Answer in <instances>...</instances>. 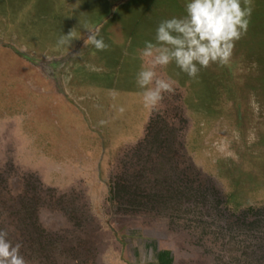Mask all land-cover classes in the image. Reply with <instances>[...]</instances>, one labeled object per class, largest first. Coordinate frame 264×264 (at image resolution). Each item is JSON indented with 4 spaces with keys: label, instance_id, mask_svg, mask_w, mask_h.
Segmentation results:
<instances>
[{
    "label": "rangeland",
    "instance_id": "rangeland-1",
    "mask_svg": "<svg viewBox=\"0 0 264 264\" xmlns=\"http://www.w3.org/2000/svg\"><path fill=\"white\" fill-rule=\"evenodd\" d=\"M186 2L0 0V228L27 264H264V183L234 212L218 169L264 181V0L230 65L158 68L145 107L139 51Z\"/></svg>",
    "mask_w": 264,
    "mask_h": 264
},
{
    "label": "clouds",
    "instance_id": "clouds-1",
    "mask_svg": "<svg viewBox=\"0 0 264 264\" xmlns=\"http://www.w3.org/2000/svg\"><path fill=\"white\" fill-rule=\"evenodd\" d=\"M186 15L162 21L157 29L155 43L146 41L139 51L142 61L136 74V85L143 90L145 107L156 108L165 93L174 92L175 81L158 75V68L176 66L195 79L201 68L212 64L230 65L235 44L246 34L253 11V0H187ZM84 45H93L104 51L108 45L98 31L89 29ZM75 37L71 30L61 36L59 44ZM103 123V122H102ZM21 243H13L9 230L0 228V264H27L21 254Z\"/></svg>",
    "mask_w": 264,
    "mask_h": 264
},
{
    "label": "trees",
    "instance_id": "trees-1",
    "mask_svg": "<svg viewBox=\"0 0 264 264\" xmlns=\"http://www.w3.org/2000/svg\"><path fill=\"white\" fill-rule=\"evenodd\" d=\"M236 97V92H230V99L235 100ZM230 114L231 116L236 115V117L240 114V110L236 101L233 102L232 112ZM218 169L222 174L229 177L235 186L236 191L228 194L226 198V202H229V199L235 201L234 212L238 209H243L238 203V198L240 196H244L247 191L252 190L264 183L262 177L260 178L257 172L243 169V166L240 165L237 159L229 154L219 157Z\"/></svg>",
    "mask_w": 264,
    "mask_h": 264
}]
</instances>
